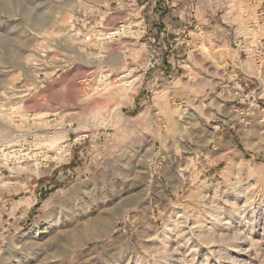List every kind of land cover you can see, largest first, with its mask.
Masks as SVG:
<instances>
[{"label":"rangeland","instance_id":"rangeland-1","mask_svg":"<svg viewBox=\"0 0 264 264\" xmlns=\"http://www.w3.org/2000/svg\"><path fill=\"white\" fill-rule=\"evenodd\" d=\"M0 149V264H264V0H0Z\"/></svg>","mask_w":264,"mask_h":264},{"label":"bare ground","instance_id":"bare-ground-1","mask_svg":"<svg viewBox=\"0 0 264 264\" xmlns=\"http://www.w3.org/2000/svg\"><path fill=\"white\" fill-rule=\"evenodd\" d=\"M10 18H11V16H10ZM114 34H117V33H112V34H108V37L109 36H111V35H114ZM89 40V39H88ZM107 76H109V75H107ZM105 80H106V76H105ZM107 85V83L106 84H104V86H106ZM105 88V87H104ZM26 119V118H25ZM9 123H11V122H9ZM2 124V123H1ZM4 125V124H3ZM15 139V138H14ZM57 141H58V139H56L55 137L54 138H51L50 140H48V142H47V146H50V145H52V144H55V143H57ZM15 142V141H14ZM3 146V145H2ZM54 146V145H53ZM1 150V149H0ZM15 151L16 150H14L13 151V153L12 152H10V151H8V152H6V153H2V154H0V157H1V159H3V160H5V163H3L4 165H7L8 163H14V164H18V163H21L19 160L22 158V156H19L20 155V152H18V153H15ZM2 152V151H1ZM57 152V151H56ZM59 153V152H58ZM58 153H56L55 154V156L53 157V160H57V154ZM17 154H19V155H17ZM30 158V157H29ZM50 157L49 156H43V155H41V156H38V157H36L35 156V158H34V160L36 161V164H34L33 166L34 167H36V169H38V167L41 165V161H40V159H42V162L44 163V160H48ZM40 161V162H39ZM13 164V165H14ZM3 165V166H4ZM16 167H20L19 165L18 166H16ZM247 205H248V203H247ZM111 218V217H110ZM183 218V217H182ZM112 219V218H111ZM219 223V222H218ZM35 229V228H34ZM34 229H33V231H34ZM35 230H37V229H35Z\"/></svg>","mask_w":264,"mask_h":264}]
</instances>
